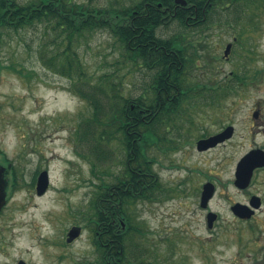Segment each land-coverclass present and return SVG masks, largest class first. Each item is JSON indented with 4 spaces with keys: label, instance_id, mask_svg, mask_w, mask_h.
Here are the masks:
<instances>
[{
    "label": "rangeland",
    "instance_id": "obj_1",
    "mask_svg": "<svg viewBox=\"0 0 264 264\" xmlns=\"http://www.w3.org/2000/svg\"><path fill=\"white\" fill-rule=\"evenodd\" d=\"M17 1L23 4L31 0ZM73 1L105 5L112 0ZM243 3L247 2L242 1L237 17L231 5L223 10L219 5V14L213 9L209 23L200 28H185L173 22L159 30L165 36L183 30L193 41L197 58L189 83L194 85L193 96L199 98L188 100L191 103L209 95L216 104L181 105L167 124H158L157 131L164 141L152 142L147 149L154 174L149 181L153 184L149 191L144 189L141 196L126 204L136 230L133 238L155 264H228L231 258L248 264L236 257L234 239L240 222L231 213V200L222 196L230 197L235 192L231 179L236 158L264 144L263 12L262 7ZM247 14L254 18L246 21ZM109 32L97 29L81 42L80 59L94 78L116 73L122 77L126 94L139 95L149 88L146 69L140 66L141 60L137 64L124 63L122 47ZM48 33L52 34L49 27L37 23L6 33L0 43V165L5 168L7 196L0 211V264H18L21 259L26 264H101L95 232L87 227L92 215L91 198L100 177L114 182L122 174L124 151H119L121 146L115 139L111 142L117 150L114 156L91 155L96 172L92 162L80 154L88 153L91 135H86L88 141L82 139L77 144L76 130L82 118L92 115L93 108L70 89L69 78L41 62L37 50L47 41ZM236 37L239 40H234ZM227 40L234 41V45L225 59L222 55ZM11 63L19 69L27 67L32 74L17 73L8 68ZM237 76L241 79L232 82ZM208 83L218 86V96L210 89L204 91ZM255 112L259 119H255ZM232 123L236 135L231 140L198 152L196 142L200 137ZM86 124L93 128V124ZM101 148L107 154L109 146ZM45 169L49 187L39 195L36 183ZM211 174H217L221 182L209 207L220 213L212 230L207 227V209L201 207L197 194ZM72 229H79V234L69 239ZM172 236L176 238L173 254ZM211 236L219 237L216 250L213 246L207 249L216 263L200 256L198 240L213 245Z\"/></svg>",
    "mask_w": 264,
    "mask_h": 264
},
{
    "label": "trees",
    "instance_id": "obj_2",
    "mask_svg": "<svg viewBox=\"0 0 264 264\" xmlns=\"http://www.w3.org/2000/svg\"><path fill=\"white\" fill-rule=\"evenodd\" d=\"M187 1L191 4L188 8L175 0H112L105 5L79 4L73 0H31L23 4L17 0H0V43L6 33L37 23L45 24L52 32L37 54L44 66L69 78L70 89L93 108L92 115L82 118L76 130L77 144L88 141L86 135H91L88 153L80 154L92 162L93 171L96 168L91 155L114 156L117 150L111 145L113 140L117 139L119 151H124L122 174L114 182L100 177L95 196L91 198L92 215L87 227L95 232L101 264H155L144 253L142 244L134 240L136 230L125 208L144 189L150 190L152 169L147 149L152 142L163 140L157 131L158 124H167L181 107L158 102L182 91L188 96L181 95L180 99L199 98L193 96L194 85L189 83L197 58L193 41L186 39L188 35L183 30L169 36L159 32L161 27L173 22L188 28V15L195 11L194 7L203 9L209 4L208 0ZM239 10L240 6L236 13ZM97 29H108L120 43L124 63L137 64L141 60L146 65L149 88L134 96L126 94L122 77L116 73L94 78L80 59L79 45ZM156 36L166 39H157V48L141 49V43H151V38ZM137 37L148 40L141 42ZM8 68L23 76L32 74V70L25 66L19 69L15 63ZM86 122L93 124V128H88ZM105 145L109 146L107 154L101 148ZM140 173L144 181H140Z\"/></svg>",
    "mask_w": 264,
    "mask_h": 264
},
{
    "label": "flooded vegetation",
    "instance_id": "obj_3",
    "mask_svg": "<svg viewBox=\"0 0 264 264\" xmlns=\"http://www.w3.org/2000/svg\"><path fill=\"white\" fill-rule=\"evenodd\" d=\"M242 1L243 0H208L209 4L208 5L206 4L203 7V9H200L195 6L194 7L195 11H193L192 14L188 15V18H189L188 24L190 25L188 28H195L197 25L202 26L206 23H209L208 17L210 16L211 13H213V9L215 12H218L217 8L219 5H221L219 10H223L226 5L227 6L231 5L230 8L233 9L237 17L238 13H236V10L238 6H240L241 8ZM245 1L247 3L246 4L243 3V6L247 4H253V8L255 6L257 7V9H260L262 7V10H260V12H263V25H264V8H263L264 0H245ZM224 3L225 5H223ZM189 4L190 3L187 1L185 6L188 8L189 6H191V4L190 5ZM235 14H234V20L236 21ZM251 18H254V15L247 14L245 16L246 21H250ZM209 20H211V18H209ZM187 38L188 37H186V39ZM137 39L141 42L148 40L145 37H137ZM157 39H166V37L156 36L154 38H151V43L144 42L140 44L141 49L151 50L153 47L157 48L158 47V43L156 42ZM234 40H239V38L236 37ZM225 43L226 44L224 46V51H223L222 56L223 58L227 59L230 57V53L232 51L234 41L227 40ZM229 45H230L229 52L226 53V50ZM131 48L135 49V46H131ZM193 48L196 49V47L194 46ZM200 57H203V56L200 54ZM140 66L146 68V65L143 62L141 63ZM237 77L238 78H233L232 82L235 81V79L237 80L241 79L239 78V76ZM217 87L218 86L211 84V83L204 84V91H206L205 89H210L213 91V94L216 97L218 96L217 94L218 91H216ZM181 95L184 97H187L188 93L186 91L178 92V94H176L173 98H169L166 101L160 100L158 103H160L161 105L166 104L169 107H173L175 105H189V104L190 105L207 104V105L214 106L216 104V99L210 98L209 95L207 97L206 95H202L203 97L200 100L192 101L191 103L188 99H180L179 97ZM254 117L255 119L260 118L258 115V112H255ZM235 133H236V126L233 123L228 124L222 127L216 133H213L211 135H204L200 137L196 142V146L199 140L209 138L212 136H216L217 142L215 145L206 147L201 150L198 149L197 147V150L200 153L207 152L215 148L216 146H219L231 140L236 135ZM254 150L261 151V155L256 156L255 154V155L250 156V153L253 152ZM134 156L137 157V154L135 153ZM242 161L243 162L247 161L255 166L254 168L249 170L251 171L249 172V174L245 175V179L243 178V181H241V183H238L237 180H239V166ZM235 162L236 163L233 169V176L231 179V182L235 188V192L230 197L227 195H222V196H224L225 199L227 200H231L230 202L231 203L230 205L231 213L236 218L237 222L241 223V224L237 223L238 226L236 230L238 234L235 236V239H234V244L237 246L236 257L239 256L241 258H244L248 262V264H264V144L260 147H252L248 149L240 158H236ZM140 176H141L140 181H144L142 173H140ZM151 177H154L153 173H151ZM248 177H249V180H248ZM218 182L221 183L219 181V176L217 174H211L209 178L205 179L202 182V187L197 191V194L200 196L201 207L204 209H207L206 217H207V227L209 229L214 227L216 223L215 221L218 219L220 215L219 212H215L209 209L211 201L214 199L215 195L219 191V187L217 184ZM206 184H212V187H213L211 192H209L211 193V195L207 199L204 198ZM209 216H214V220L211 226L209 225V221H208ZM241 228L242 230H240ZM218 238L219 237L217 236L210 237V240H211L210 242L213 245H207L203 243L202 240L201 241L198 240V245L200 246L199 250H200L201 257H204L208 261H211L214 263L217 262L216 259H212L213 258L212 253L210 255V251L207 249H210V247L212 249V246H213L214 250H216L214 245ZM175 239H176L175 236L171 237L172 243L170 244V252H172V254L176 252V244L174 243ZM229 241L230 239L227 240V244H229ZM190 244L194 245V241L191 240ZM108 255H109V251H108ZM228 262H229L228 264H241L238 261V259L235 260L233 258H231Z\"/></svg>",
    "mask_w": 264,
    "mask_h": 264
},
{
    "label": "water",
    "instance_id": "obj_4",
    "mask_svg": "<svg viewBox=\"0 0 264 264\" xmlns=\"http://www.w3.org/2000/svg\"><path fill=\"white\" fill-rule=\"evenodd\" d=\"M178 4H182L185 5L187 3V0H175ZM229 47L228 46L226 53L229 52ZM217 142V138L216 136H212L209 138H205V139H201L198 141L197 143V147L198 149H204L206 147L215 145ZM259 156L261 155V151H256L254 150L253 152L250 153V156L255 155ZM255 165H252L251 163L247 162V161H242L240 166H239V180H237L238 183H241V181H243V178L245 179V175L249 174V170H251L252 168H254ZM4 167L0 166V211L2 210V208L4 207V205L6 204V191H5V181H4ZM249 180V177H248ZM247 180V182H248ZM49 186V174L47 170H43L39 176H38V181H37V192L38 194L42 195L45 193V191L47 190ZM212 184H206L205 186V199H207L211 193L212 190ZM205 205V203H204ZM214 220V216H209L208 221H209V225L211 226L212 222ZM123 225L125 226V223L123 222ZM79 234V229H72L69 232V239H73L74 237H76ZM18 264H26V262L24 260H19Z\"/></svg>",
    "mask_w": 264,
    "mask_h": 264
},
{
    "label": "bare ground",
    "instance_id": "obj_5",
    "mask_svg": "<svg viewBox=\"0 0 264 264\" xmlns=\"http://www.w3.org/2000/svg\"><path fill=\"white\" fill-rule=\"evenodd\" d=\"M54 158H56V157H54Z\"/></svg>",
    "mask_w": 264,
    "mask_h": 264
}]
</instances>
